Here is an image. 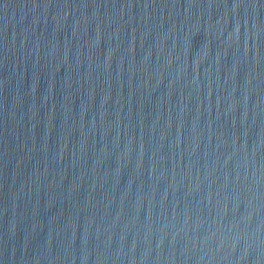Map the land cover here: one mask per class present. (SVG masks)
<instances>
[{
    "label": "water",
    "instance_id": "water-1",
    "mask_svg": "<svg viewBox=\"0 0 264 264\" xmlns=\"http://www.w3.org/2000/svg\"><path fill=\"white\" fill-rule=\"evenodd\" d=\"M0 264H264V0H0Z\"/></svg>",
    "mask_w": 264,
    "mask_h": 264
}]
</instances>
